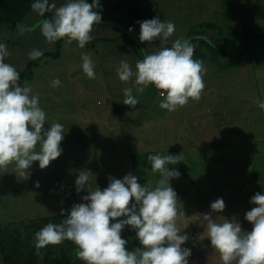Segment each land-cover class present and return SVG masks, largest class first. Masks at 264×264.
<instances>
[{"label": "rangeland", "instance_id": "rangeland-1", "mask_svg": "<svg viewBox=\"0 0 264 264\" xmlns=\"http://www.w3.org/2000/svg\"><path fill=\"white\" fill-rule=\"evenodd\" d=\"M50 2L59 7L66 0ZM44 18H51V13L46 12ZM42 19L32 12L23 25L32 28ZM116 21L124 31L94 26L93 38H116L127 32L140 42V26L134 18L122 14ZM246 25L260 28L264 26V17ZM245 26L231 31L240 32ZM0 43L6 44L10 52L5 62L16 70L31 61L28 54L33 49L42 53L55 49V44L45 41L39 28L21 36L16 28L2 26ZM74 47L65 44L63 58L40 60L32 70V79L26 81L33 94L39 96L40 107L46 113L45 130L53 122L63 125L62 154L43 170L34 162L28 169V178L16 175L14 165L0 169V264H3L1 251L9 237L23 227L26 232L20 254L11 264H50L62 252L71 262L78 260L70 241L49 245L37 256L35 233L49 223H60L73 205L83 202L88 190L105 189L109 177L123 179L131 173L141 185L151 180L155 187L160 176L152 174L147 157L157 154L177 156L178 163L168 168L180 175L170 180L169 185L177 194L178 208L185 214L178 226L181 234L189 237L181 246L191 250L188 264H222L204 234L206 222L200 216L210 212V204L222 198L225 209L213 218L218 216L217 222H222V217L228 220L235 217L242 231L252 230L245 214L255 207L250 203L252 197L264 194V110L257 104L264 102V54L244 58L235 73L204 66L201 99H190L184 107L169 113L159 107L162 98L151 87L142 94L133 89L139 101L135 108L124 105L123 89L133 87L132 83L121 82L115 71L111 72L112 79L110 75L98 77L96 72L95 79L87 78L81 57L67 56ZM83 51L85 55V48ZM56 79L61 83L54 88L51 82ZM24 82L19 81L20 86ZM69 148L85 152L88 158L76 156L79 152L71 155L63 152ZM89 160L92 163L88 164ZM81 161L88 164L93 176L85 190L77 193L75 181L79 171L84 170ZM62 210L65 216L60 215ZM125 240L130 251L140 247L132 229Z\"/></svg>", "mask_w": 264, "mask_h": 264}, {"label": "clouds", "instance_id": "clouds-1", "mask_svg": "<svg viewBox=\"0 0 264 264\" xmlns=\"http://www.w3.org/2000/svg\"><path fill=\"white\" fill-rule=\"evenodd\" d=\"M31 10L43 19L32 28L18 24L16 30L21 36L39 28L48 44L63 40L65 44L76 42L81 49L93 39L94 25L102 20L99 0L92 3L66 0L59 7L50 0H35ZM46 12L51 13V18H44ZM138 23L141 43L158 39L166 45L175 32L173 22L159 17ZM42 55L39 49L28 54L30 60ZM8 56L7 45L0 43V169L7 170L9 165H14L16 175L28 178V169L34 162L43 170L61 156L64 128L53 122L45 130L46 113L40 107L39 96L33 94L26 81L20 86V72L5 62ZM193 56L194 46L189 40L178 38L171 47L162 46L137 60L135 70L127 60H121L116 68L117 77L133 85L123 89V104L135 108L139 101L133 89L142 94L149 86H154L162 98L159 107L169 113L178 111L190 99L199 101L205 87L206 69L203 61ZM81 59L84 74L95 79L91 57L85 54ZM60 83L56 79L51 86L57 88ZM257 104L264 110V102L257 101ZM147 160L152 174L160 176L155 187L151 180L141 185L131 173L123 179L109 177L105 189L88 190L82 197L83 202L73 205L60 223H49L35 233V254L40 256L41 249L70 241L75 246L76 258L84 264H188L191 250L181 246L189 237L181 234L178 226L185 214L178 208L177 194L169 185L170 180L180 175L168 168L178 163L177 156L149 155ZM91 176L86 169L79 171L75 181L77 193L85 190ZM250 203L255 207L245 214V220L253 226L251 232L242 231L235 217L228 220L220 216L222 222H217L218 216L213 218L225 209L222 198L212 202L211 211L200 216L206 222L204 234L222 264H264V194H255ZM60 215L65 216V212L62 210ZM125 227L135 231L140 247L128 250V242L121 238Z\"/></svg>", "mask_w": 264, "mask_h": 264}, {"label": "crops", "instance_id": "crops-1", "mask_svg": "<svg viewBox=\"0 0 264 264\" xmlns=\"http://www.w3.org/2000/svg\"><path fill=\"white\" fill-rule=\"evenodd\" d=\"M88 3H92V0H89ZM99 4L100 8H102V11L99 12L102 20L101 24L94 26L99 27L103 25L124 31V28L116 21L118 15L129 14L132 19L134 18L137 21L138 26H140L138 22L159 17L162 21H171L175 25V32L169 38V44L178 38L187 39L191 27L203 22H209L231 31L235 30L238 26H245L248 22H252V20L257 17H264V0H99ZM128 6L134 8L137 17L128 10ZM246 27L255 29L264 28V26L258 28L247 25L245 28ZM127 37L132 38L131 34L122 32L121 35L116 38H102L106 40L95 43L89 42L85 46V54L91 57L95 65L94 71L98 77L106 78L110 75L112 79L113 73L111 72H116V68L121 60H127L133 70H135V64L137 60H139L138 56L144 58L145 55L157 51L162 46H166L162 45L158 39L151 43H141L133 39L136 45V49H133ZM67 45L76 46L73 50H68V57L75 55L82 57L81 55L84 54V48H79L76 42ZM64 46L65 43L61 40L59 58L66 56V54H63ZM254 54H264V52L245 54L236 65L225 70L219 69L210 60V57L203 60V64L205 67L214 68L215 70L218 69L225 73H235L242 60ZM39 68H41L40 65ZM38 70L41 71V69ZM63 152L70 155L74 152H79L76 156H80L84 159L88 158L86 157L88 154L77 148L65 149ZM70 160H73V158ZM74 161L76 160H73V162ZM81 162V169L84 170H88V164L90 162L92 163L91 160L88 161V164L84 161Z\"/></svg>", "mask_w": 264, "mask_h": 264}, {"label": "trees", "instance_id": "trees-1", "mask_svg": "<svg viewBox=\"0 0 264 264\" xmlns=\"http://www.w3.org/2000/svg\"><path fill=\"white\" fill-rule=\"evenodd\" d=\"M35 0H0V27L16 28L18 24H24L32 14L31 4ZM89 2V0H88ZM128 10L137 17L133 7L128 6ZM133 49L136 48L132 38L127 37ZM106 39L93 38L90 42H101ZM187 40L194 46L193 59L210 60L221 70L228 69L236 65L245 54L252 52H264V28H243L239 31H228L209 22H203L191 27ZM61 41L55 43L52 52H45L36 60L29 61L26 66L17 70L20 72L19 81H28L33 77L32 70L38 66L40 60L45 57L58 59L60 56ZM167 47L171 44L167 43ZM154 90V86H151ZM26 228L16 229L9 237L7 246L1 251L3 264H11L14 258L20 254V244ZM131 234V229L125 227L121 233V238ZM50 264H84L81 260L71 262L65 252L60 253Z\"/></svg>", "mask_w": 264, "mask_h": 264}]
</instances>
